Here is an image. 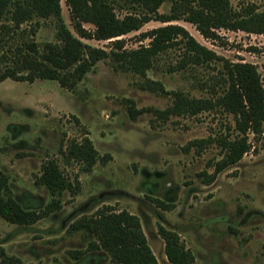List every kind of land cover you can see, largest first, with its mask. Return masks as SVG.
Instances as JSON below:
<instances>
[{"label": "rangeland", "instance_id": "obj_1", "mask_svg": "<svg viewBox=\"0 0 264 264\" xmlns=\"http://www.w3.org/2000/svg\"><path fill=\"white\" fill-rule=\"evenodd\" d=\"M60 3L65 23L77 36L66 0ZM230 3L236 10L246 4L264 10V0ZM170 10L171 3L166 2L159 12ZM129 12L117 9L121 18ZM38 23L23 25L24 34H31L34 28L37 43L56 42L54 21L38 19ZM82 24L95 29L93 24ZM168 24L183 26L199 43L233 63L255 65L264 87V35L221 29V38L213 41L181 20L152 21L118 39H124L126 50L138 49L150 42L144 33ZM118 39L83 41L110 51ZM178 55L179 50L169 51L147 77L116 70L111 59L100 61L75 93L50 80L8 79L0 84V172L8 176L13 197L26 210H43L51 202L49 190L37 184L42 166L49 160H56L66 177L72 181L78 177L81 184L76 195L65 192L60 197L59 210L33 225H15L0 217V263L3 250L19 260L14 264H112L104 250L87 252L79 259L70 255L88 246L83 232H72L70 226L82 216L110 206L140 219L158 264H171L160 226L180 236L196 264H264V134L260 138L249 134L251 150L206 185L199 174L213 173L215 163L224 156L222 148L217 142L204 149L186 147L192 141L219 135L233 138V130L228 129L235 121L232 115L215 111L167 119L152 112L170 108L173 97L150 89L147 78L161 82L167 91L209 96L195 88L191 78L166 70ZM132 108L152 110L133 120L129 116ZM85 136L101 156L112 157L107 164H96L91 172H83L82 165L63 154L71 141ZM154 200L172 208L164 209Z\"/></svg>", "mask_w": 264, "mask_h": 264}, {"label": "trees", "instance_id": "obj_2", "mask_svg": "<svg viewBox=\"0 0 264 264\" xmlns=\"http://www.w3.org/2000/svg\"><path fill=\"white\" fill-rule=\"evenodd\" d=\"M166 2L171 3V10L162 14L159 10ZM66 3L77 36L64 21L60 0H0V84L8 79L28 83L50 80L75 93L77 86L100 61L111 59L116 70L147 77L162 56L176 49L179 50L177 60L166 70L191 78L194 87L209 96L197 98L185 91H167L161 82L147 78L150 89L173 97L170 108L150 110L162 119L215 111L232 115L235 121L234 127L228 129L229 132L233 130V138H229L232 135H219L217 139L192 141L186 147V150L204 149L217 142L222 148L224 156L215 163L213 173L199 174L206 185L212 184L221 172L240 162L251 150L249 134L255 138L264 134V87L255 65L225 59L199 43L181 25L168 24L144 33V38H149L150 42L138 49L126 50L124 39H118L139 31L152 21L181 20L193 24L204 38L213 41L221 38L218 34L221 29L264 35V10L254 4L236 10L230 0H66ZM117 9L132 12L121 18ZM38 19L54 21L56 42L37 43L33 38L34 28L28 36L24 34L22 26L33 23L38 26ZM82 23L93 24L95 29H86ZM84 39L118 40L107 51L85 43ZM200 69L205 71L200 73ZM150 110L132 108L129 116L135 120ZM76 120L79 123V119ZM63 154L82 165L83 172H91L96 164H107L112 158L109 154L101 156L88 136L81 141H71ZM37 184L46 187L53 198L43 210H26L13 197L8 176L0 172V217L15 225H33L61 208L60 197L65 192L76 195L81 189L78 177L73 181L66 177L56 160L43 164ZM154 201L164 209L172 208V205ZM70 231L83 232L88 242L85 251L70 252L74 259L87 252L104 250L112 264H158L140 219L126 210L105 206L76 220ZM159 234L165 241V253L171 264H196L195 256L176 232L160 226ZM1 255L0 264L19 262L3 250Z\"/></svg>", "mask_w": 264, "mask_h": 264}]
</instances>
